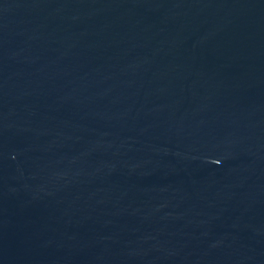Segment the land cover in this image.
I'll return each instance as SVG.
<instances>
[{"label":"water","instance_id":"95a60500","mask_svg":"<svg viewBox=\"0 0 264 264\" xmlns=\"http://www.w3.org/2000/svg\"><path fill=\"white\" fill-rule=\"evenodd\" d=\"M157 264H264V0H100Z\"/></svg>","mask_w":264,"mask_h":264}]
</instances>
